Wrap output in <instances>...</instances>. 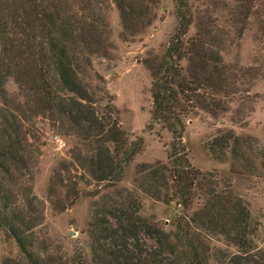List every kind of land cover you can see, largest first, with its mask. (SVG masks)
<instances>
[{
  "label": "rangeland",
  "instance_id": "1",
  "mask_svg": "<svg viewBox=\"0 0 264 264\" xmlns=\"http://www.w3.org/2000/svg\"><path fill=\"white\" fill-rule=\"evenodd\" d=\"M128 1L132 13L124 23L114 0H55L76 21L84 46L91 47L78 46L89 62L80 60L79 78L92 107L98 115L115 111L112 116L126 145L140 139V149L124 164L118 181L96 182L80 165L93 142L78 137L67 122L45 109L33 70L25 83L12 76L4 81L0 109L20 124L29 157L27 182L43 206L38 236L65 257L80 252L90 259L87 223L105 195L115 197L120 191L138 198V214L166 233L171 243L176 221L184 217L206 264H218L219 250L234 253L236 247L202 226L198 215L213 196L230 193L256 224L254 241L264 253V0H185L184 55L175 61L198 89L195 108L181 116L180 139L188 162L199 171L186 204L154 199L138 185L140 165H166L172 145H177L162 122L150 120L152 76L146 62L161 57L176 31L178 3ZM92 26L97 30L90 37ZM48 80L57 91L53 79ZM220 135L228 136L222 158L208 150L211 139ZM144 241L152 243L148 237ZM175 247L177 264H184L183 248ZM5 258L20 259V253L0 230V263Z\"/></svg>",
  "mask_w": 264,
  "mask_h": 264
},
{
  "label": "trees",
  "instance_id": "2",
  "mask_svg": "<svg viewBox=\"0 0 264 264\" xmlns=\"http://www.w3.org/2000/svg\"><path fill=\"white\" fill-rule=\"evenodd\" d=\"M176 1V31L161 57L146 64L152 76L150 120L162 122L176 138L177 145H172L166 165H140L138 185L154 199L186 204L191 200L199 171L188 162L181 144L184 127L181 116L195 108L193 96L198 88L184 78L175 61L184 55L182 36L188 24L185 0ZM114 2L121 20L127 23L132 3ZM96 30L97 26H92L89 36ZM83 43L76 21L55 0H0V94L4 92L7 76L25 83L31 79L29 70H33L45 109L55 113L61 122H67L66 127L78 137L93 142L80 165L94 181L114 183L121 178L124 164L140 149V139L126 145L112 116L115 111L98 115L92 107L87 88L79 78L80 60L89 62L80 55L78 46L91 49ZM49 78L56 83L57 91L52 90ZM7 115L0 109V230L13 239L20 259L5 258L0 264H177L175 245L183 248L184 264H206L200 242L190 233L189 221L178 218L171 243L166 233L138 214V198L120 191L115 197L105 195L87 223L90 259L80 252L65 257L49 249L46 238L38 236L36 230L42 224L43 206L27 182L30 169L24 136L15 117ZM227 139L225 135L212 138L209 152L222 158ZM198 219L202 226L219 233L236 247L234 253L219 250L218 264H264V253L254 241L256 224L251 223L240 199L230 193L215 195L200 210ZM144 237L152 243L147 244Z\"/></svg>",
  "mask_w": 264,
  "mask_h": 264
}]
</instances>
